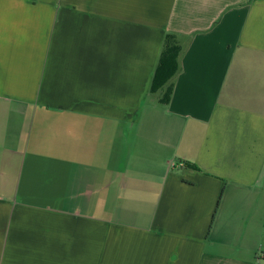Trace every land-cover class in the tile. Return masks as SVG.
Masks as SVG:
<instances>
[{"label": "crops", "instance_id": "obj_1", "mask_svg": "<svg viewBox=\"0 0 264 264\" xmlns=\"http://www.w3.org/2000/svg\"><path fill=\"white\" fill-rule=\"evenodd\" d=\"M0 264H264V0H0Z\"/></svg>", "mask_w": 264, "mask_h": 264}, {"label": "trees", "instance_id": "obj_2", "mask_svg": "<svg viewBox=\"0 0 264 264\" xmlns=\"http://www.w3.org/2000/svg\"><path fill=\"white\" fill-rule=\"evenodd\" d=\"M181 52L176 36L168 34L165 38L150 92L152 96L159 97L161 104L167 105L171 100L173 93L172 80L180 72L179 58ZM185 166L194 171H199L193 164H186Z\"/></svg>", "mask_w": 264, "mask_h": 264}]
</instances>
